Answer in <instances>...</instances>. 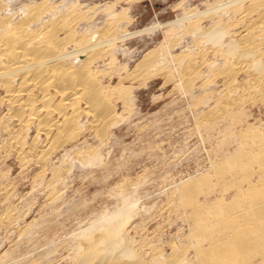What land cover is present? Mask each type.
Returning a JSON list of instances; mask_svg holds the SVG:
<instances>
[{"label":"bare ground","instance_id":"1","mask_svg":"<svg viewBox=\"0 0 264 264\" xmlns=\"http://www.w3.org/2000/svg\"><path fill=\"white\" fill-rule=\"evenodd\" d=\"M85 1L90 0H19L16 8L13 2L0 0V106H7L6 118L15 121L19 130H35L28 149L20 134L13 135L7 147L20 161L26 149L32 152L42 169L51 154L67 145L74 148L86 131L103 145L118 122L110 86L101 81L108 70L99 63L112 64L119 44L134 35L125 31L122 21L129 19L128 8L119 5L133 0L102 5ZM185 1L174 5L181 9L175 19L135 32L163 29L162 45L147 51L121 79L151 77L163 70L166 60L173 67L177 64L181 84L188 88L185 93L205 88L203 79L195 84L202 73L222 75L226 100H219L196 120L205 133L217 134L235 122L234 111L241 112L246 103L264 106V0H206L203 10ZM237 30L242 33L235 37ZM177 46L182 49L173 54ZM242 75L247 80L238 82ZM120 80L114 86L124 105L131 93ZM257 120H244L241 138L249 134L252 139H241L238 147L223 152L221 165L212 161L211 176L191 177L185 181L188 187L177 184L168 194L162 209L187 227L179 242L169 244V253L145 238L129 237L127 226L137 203L122 195V206L71 232V264H264V132L258 125L264 121ZM5 121L0 119L3 129ZM97 145L74 148V159L84 167L99 164L102 150ZM52 170L55 175L58 168ZM220 183L224 191L216 194Z\"/></svg>","mask_w":264,"mask_h":264},{"label":"rangeland","instance_id":"2","mask_svg":"<svg viewBox=\"0 0 264 264\" xmlns=\"http://www.w3.org/2000/svg\"><path fill=\"white\" fill-rule=\"evenodd\" d=\"M18 1L8 0L13 2L11 4L16 8L21 5ZM94 1L96 5L117 2ZM180 1L133 0L128 4L119 2L121 7L128 8L129 19L122 20L126 22V25L122 26L125 31L134 35L118 45L120 48L113 63L109 65L110 68L106 64L107 61L104 62L105 65L98 64L100 68L108 70L101 81L110 86V101L114 104L112 108L114 107V112L118 115V122L115 120L111 126V132L104 139L103 145L100 146L89 131L84 132L76 145H73L75 149H79L86 145L94 147L98 144L102 150V160L100 159L99 164L82 166L74 159V148L67 145L65 150L62 148L61 151L57 150L51 154L42 169L36 164L32 152L27 150L35 135L34 128L26 132L19 130L15 121L6 118L7 106H0V119L8 122L6 128L0 127V264L73 263L71 232L83 229L101 214L116 210L120 204L122 206V195L136 200L137 203L133 218L130 219L133 221L132 226L136 223L139 227L135 225L136 228L132 230L130 221L129 227L127 226L130 233L128 236H132L134 241L145 238L148 243L157 245L156 248L161 249L163 253H169V244L179 242L187 227L179 218L162 209L166 205L168 194L177 184L188 187L190 184L185 181L191 177L202 173L211 176L212 161L221 165L224 154L235 148L241 139H252L249 134L241 138L244 130L242 125L247 119L250 123L258 118L257 122L264 121V106L260 103L248 102L241 112L234 111L235 122L230 127L221 128L217 134L208 135L196 126L199 125L197 122L202 114L211 110L219 100H226L227 97L223 95H226L224 91L227 90L225 86L224 89L221 86L224 78L222 75H216L219 78H214L210 72L202 73L195 84L197 86L205 80V88H195L185 93L188 88H183L186 85L181 84L182 76L177 73V64L173 67L172 63L166 60L162 63L163 70L151 77L141 80L121 79L136 68L137 62L147 51L154 49L156 45H162L160 41L163 38V29L140 35L135 32L156 23L175 19L181 9L174 5ZM205 1L187 0L184 3L203 10ZM241 33L235 32V37ZM187 37L189 39V36ZM181 49L177 46L171 51L174 54ZM161 52L164 53L165 50L161 48ZM262 74L264 76V65ZM119 80L127 92L131 93L130 101L124 105L115 88ZM243 80H247L245 75L237 77L238 82ZM258 125L259 131L264 132V125ZM18 134L27 142L22 161L13 149L7 147L8 140ZM39 139H43V136L40 135ZM55 167L58 171L54 175L52 169ZM183 182L184 185H181ZM221 186L222 183L216 186V194L224 191Z\"/></svg>","mask_w":264,"mask_h":264}]
</instances>
